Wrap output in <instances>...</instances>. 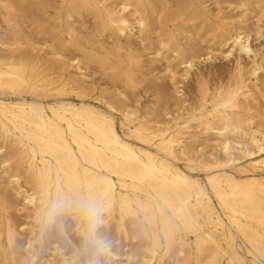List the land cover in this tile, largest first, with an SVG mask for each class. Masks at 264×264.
<instances>
[{
    "label": "bare ground",
    "instance_id": "obj_1",
    "mask_svg": "<svg viewBox=\"0 0 264 264\" xmlns=\"http://www.w3.org/2000/svg\"><path fill=\"white\" fill-rule=\"evenodd\" d=\"M63 1L67 3L68 10L85 11L92 15L102 29L111 31L117 37H130L132 31L139 35L146 31L149 17L159 14L156 6L162 8L169 0H120L115 7L105 6L100 0ZM175 1L182 16L189 21L199 20L200 24H206L216 34L214 39L218 43L216 48L207 47L205 54L196 55L180 48L169 29L165 28L168 43L172 46L171 53L180 59L179 65L183 70L181 81L189 77L196 63L211 60L215 51L225 59L233 58L235 62L233 82L225 88H218V92L211 97L212 110L206 113L220 124L216 133L220 137L216 144L217 157L209 155L216 172L207 176L206 182L218 208L224 212L227 226L205 189L189 177L191 174L186 175L171 163L176 160V149L183 150L180 134L185 127L180 124L188 125L189 122L188 117H182L184 111L179 116H167V122L158 124L126 110L123 115L131 125L128 132L136 138V146L119 136L110 115L105 116L86 105L76 107L62 101L42 105L45 102L0 98V135L5 144L16 146L19 161L24 163L25 173L33 185L27 191L17 187V195L22 196L25 209H29L39 225L55 216L68 218L83 238L86 234L95 237V229L98 226L108 228L111 220L115 222V229L123 233L126 222L142 229L150 239L147 253L151 256L146 260V256L143 257L144 264H161V258L157 259L155 254L159 246L158 234L163 239L165 252L178 240L181 247L178 253L186 256L185 240L179 235L181 231L192 238L189 241L196 255H205L200 264H221V261L223 264H264V180L258 181L252 176L243 180L235 177V172L237 176L246 172L237 166L241 159H247L248 168L253 170L264 166V112L255 115L250 108L256 104L257 96L264 102V92L255 85L248 86L249 78L255 77L257 71L264 73V66L256 62L258 54L250 47L249 35L240 26L229 24L221 11L212 13L207 6L194 0ZM249 1L241 0V7H247ZM214 3L213 6L218 5V0ZM256 3L264 4V0H255ZM18 39L6 44L3 52L6 56L0 57V91L27 87L61 97L66 88L75 89L74 79H66L64 74H56L48 68L30 66L18 57L21 51L17 48L23 44ZM49 55L61 66L65 62V57L52 47ZM244 57L251 64L247 71L241 63ZM131 59L134 57L129 55ZM67 62L81 79L86 78L76 56ZM112 66L108 69L115 70ZM166 75L176 98L181 100L183 91L180 88L183 86L176 81L177 73L167 68ZM112 76L117 77V74ZM197 85L200 101L208 102L206 95L210 90L203 88L201 83ZM182 104L186 109L185 101ZM106 108L114 110L108 103ZM185 115L189 113L186 111ZM4 149L0 147L1 157ZM3 158L0 169L5 168ZM17 181L13 179L11 185H17ZM18 234L20 232L17 233L9 219L0 214V244L3 239L11 254L13 246L18 243ZM236 240L245 246L246 253L252 257L250 261L240 255L241 248ZM33 257L31 260L11 257V262L29 264L34 261ZM195 264L199 262L195 261Z\"/></svg>",
    "mask_w": 264,
    "mask_h": 264
},
{
    "label": "rangeland",
    "instance_id": "obj_2",
    "mask_svg": "<svg viewBox=\"0 0 264 264\" xmlns=\"http://www.w3.org/2000/svg\"><path fill=\"white\" fill-rule=\"evenodd\" d=\"M194 1L207 6V9L212 13L217 10L221 11L229 24L231 23L234 27L240 26L242 31L249 35L251 49L253 48L252 50L258 54L256 62L258 61V64L264 66V4H255V0H251L248 6L243 8L240 5L241 0H218L216 6H213L215 5L214 0ZM100 2L105 6L115 7L120 0H100ZM161 7L160 5L156 6L158 15L149 17V28L147 27L146 31L140 35L136 31H132L130 37H117L111 31L102 29L99 26V21L89 13L68 10L67 3L63 0H0V46H2L0 47V52H2L0 57L6 56V53H3L6 50L5 45L19 38L18 40L23 44L17 48L22 52L17 54L18 57L30 66L48 68L56 74H64L66 79H74L73 88L76 89L72 92L66 88L61 93V97H58L52 92L42 93L38 90L31 89V91L30 88L21 87L13 91H0V98L12 101L23 99L27 102L41 104L45 102L42 105H52L57 101L76 107L81 104L86 105L105 116L110 115L119 136L131 145L137 144L136 146H138L136 138L128 132L131 125L124 117L126 110L134 112L137 116H145L147 120L158 124L167 122V116L174 117L184 111L182 117H188L187 120L190 124L189 122L188 125L187 123L180 124L185 127L180 134L183 146L181 149L183 150L176 149V160L171 163L186 175L191 174L189 177L205 189L218 215L227 226L224 212L218 208L206 182V177L216 172L215 165L209 159V155L217 157L216 144L220 141V137L216 135L220 124L211 116L208 117L207 114L212 110L211 97L218 92V88H225L233 82L235 62L233 58L225 59L218 54V51H215L216 54H212L211 60L196 63L189 77L185 81H181L180 75L183 70L179 65L180 59L171 53L172 46L168 43V36L164 32L165 28L169 29L180 48L190 50L200 56L207 52V47L216 48L215 45L218 44L214 39L216 34L211 32L206 24H200L199 20L189 21L185 16H182L175 0H169L166 6ZM130 20L132 21V19ZM119 38L121 39L119 40ZM51 47L65 57L62 66L55 63L54 59L50 57ZM129 55H132L134 59L129 60ZM75 56L81 62L80 66L85 79H81L78 72L67 62ZM241 63L245 66V71L251 66L246 57L242 59ZM110 66L115 67V70L108 69ZM167 68H171L177 73L176 81L183 86L180 88L183 91L181 100H178L174 94V88L166 75ZM112 74H117V77H113ZM262 78H264V73L257 71L255 77L249 78L248 86L251 88V85H255L260 89L259 91L264 92ZM199 83L207 91L210 90L209 94L207 92L208 96L206 95L207 104L200 101L197 85ZM82 92L85 93L82 94ZM182 101H185L186 109L183 108L185 105L182 104ZM106 103L114 110L107 109ZM261 103L264 102H261L257 96L256 104L250 107L254 114L259 115L264 112V107H262L264 104L261 105ZM186 111L189 113L187 116L185 115ZM8 146L0 135V147L5 148L2 157L0 156V167L3 157L5 161V168L0 169V214L9 219L20 235L18 234V241L16 240L18 246L16 243L17 247L13 246V254L2 239L0 264H12L11 257L31 260L33 256L34 261L29 264H144L143 257L146 256L145 260L151 258L147 253L150 239L146 234L144 235L142 229L131 226L127 222L124 233L115 229V222L112 220L109 222L108 228L98 226L94 233L101 242V248H98L95 243L85 244L84 238L68 218L60 219L55 216L51 221L42 225L35 222L29 209H25L22 196L17 195V187H20L21 190H30L33 188L32 182L25 173L24 163L19 161L16 146ZM248 163L247 159L239 161L237 166L242 167L246 172L238 176L235 172L236 179L243 180L252 176L258 181L264 180V166L253 170L248 168ZM13 179L18 180L17 185L15 183H12L13 186L11 185ZM39 232L41 233L38 234ZM179 235L185 240L187 251L184 252L186 255L184 257L178 253L181 248L178 245V240L169 245L165 252L163 239L158 234L160 237L158 239L159 246L155 254L157 259L161 258V264H187L186 262L195 264V261L200 264L203 262L205 255H196L192 250L189 241L192 239L190 235L182 231L179 232ZM236 243L241 248L240 255L246 261H250L252 257L246 253L245 246L239 240H236Z\"/></svg>",
    "mask_w": 264,
    "mask_h": 264
},
{
    "label": "clouds",
    "instance_id": "obj_3",
    "mask_svg": "<svg viewBox=\"0 0 264 264\" xmlns=\"http://www.w3.org/2000/svg\"><path fill=\"white\" fill-rule=\"evenodd\" d=\"M85 244L87 243H95L97 247H101V242L95 238L92 234H86L84 238Z\"/></svg>",
    "mask_w": 264,
    "mask_h": 264
}]
</instances>
